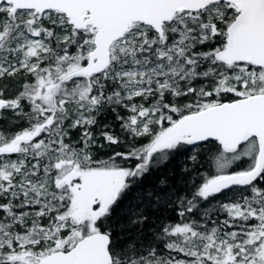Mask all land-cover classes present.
Masks as SVG:
<instances>
[{
  "label": "snow or ice",
  "instance_id": "snow-or-ice-1",
  "mask_svg": "<svg viewBox=\"0 0 264 264\" xmlns=\"http://www.w3.org/2000/svg\"><path fill=\"white\" fill-rule=\"evenodd\" d=\"M0 264H264V0H0Z\"/></svg>",
  "mask_w": 264,
  "mask_h": 264
}]
</instances>
